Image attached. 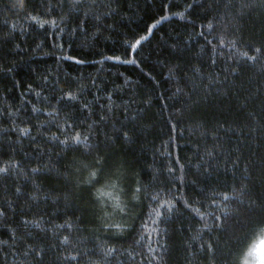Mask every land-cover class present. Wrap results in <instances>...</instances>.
<instances>
[{"label": "trees", "instance_id": "1", "mask_svg": "<svg viewBox=\"0 0 264 264\" xmlns=\"http://www.w3.org/2000/svg\"><path fill=\"white\" fill-rule=\"evenodd\" d=\"M41 2L26 0L20 8L14 7L17 0H0V167H10L7 179L0 175V208L7 214L0 217V264H75L64 258L77 251L85 253L81 264H89L101 258L100 246L120 250L114 260L109 258L111 264H245L250 249L264 237L258 217L246 211L250 198L264 193V60L243 63L240 54L249 51L248 42L249 55H260L254 49L264 37V10L246 11L239 19L235 0H102L116 11L105 16L110 9L98 7L93 15L100 20L91 15L85 20L82 11L77 21L68 14L67 0L64 8L56 6L57 0H45L55 11L41 18L56 20L57 27H33L36 13L30 8ZM157 20L149 34L147 27ZM141 35L148 38L135 54L126 55V41ZM117 55L137 63L105 59ZM69 56L85 63L64 58ZM237 63L243 67L233 78L230 70ZM66 81L82 97L70 110L57 102ZM109 94L113 113L106 126L97 124ZM85 101L95 108L91 117L82 109ZM33 107L41 111L34 113ZM64 120L79 121L76 131L92 125L90 142L95 147L99 139L102 152L113 155L123 174L120 188L147 192L141 205L128 206L130 215L113 212L112 197L120 193L100 184L99 192L92 190L99 200L68 196L75 192L71 181L82 157L59 143L71 131ZM17 126L29 127L30 136H22ZM122 127L130 140L119 135ZM105 134L111 137L106 144ZM236 157L241 169L233 176L226 162ZM245 165L248 176L242 175ZM37 167L42 171L33 173ZM242 183L252 191L241 196L240 213L226 221L224 231L205 229L195 209L211 225L212 215L223 207L221 194L234 197ZM157 194L160 203L179 198L191 206L171 221L161 209L164 222L154 224L149 217L157 202L150 197ZM101 217L125 224L131 238L112 244L100 227ZM24 220L38 221L41 228H25ZM61 234L70 235L68 245L57 246ZM135 238L142 244H135ZM206 243L214 245L212 252L201 250Z\"/></svg>", "mask_w": 264, "mask_h": 264}, {"label": "snow or ice", "instance_id": "2", "mask_svg": "<svg viewBox=\"0 0 264 264\" xmlns=\"http://www.w3.org/2000/svg\"><path fill=\"white\" fill-rule=\"evenodd\" d=\"M68 2V14L69 16H74L77 21L80 20L79 13L83 11L84 18L87 20V18L91 15L92 19L100 20L101 16L99 14L93 15V11L97 9L98 7H105L110 9L109 12L104 13V15H110L111 13H114L116 11L115 8L112 7L111 3L104 4L102 0H67ZM26 0H17V4L14 5V7H25ZM235 4H238L240 9V16L239 19L243 18V14L247 11L249 14L252 10L255 9H261L264 10V0H235ZM60 8L65 7V0H57V5ZM235 6V5H233ZM165 6H162V9ZM189 8L192 7V5H188ZM31 12H35L36 15L31 16L32 21L34 22L33 27L38 26L39 28H45L46 25H51L52 27H57L56 20H50V19H42L41 17H46L49 15L50 12H54L55 8L50 6L45 0H42L41 3H33L30 8ZM181 16V19H183V14H179ZM168 19L167 16H161L160 20ZM160 20H157L156 23H153L151 26L147 27V32L149 34L152 33L153 29L156 28L157 24L160 23ZM79 26V25H78ZM208 29H213V25L211 23L208 24ZM148 37L146 35H141L138 38L136 36H133L129 41H126L128 44V48L126 49V55L128 54H135L137 50L142 46V42L146 40ZM5 40L8 38L5 37ZM2 42V41H0ZM224 40H220V45L224 46ZM245 45L248 47L249 51H252V45L248 42H244ZM236 42L232 41V46H235ZM19 47V45H17ZM62 47V45H60ZM249 51H244L240 55L244 58L243 63H247L248 61L251 62H258L261 60H264V37H262V42L260 47H256L254 49L255 53H259L260 55H249ZM65 59L73 60L77 64H83L85 63L84 60L78 59L76 57H64ZM107 60L116 61L119 63H125V64H135L137 63L135 58L132 59H121L120 56H108L105 57ZM243 63H237L236 67H232L230 70V74L233 76V78L237 77L239 75V70L243 67ZM211 64H216V59L211 60ZM10 71V69H9ZM46 79V78H45ZM228 79V76L225 75V80ZM213 78L209 77V83H213ZM67 84V90H61V94L58 98V103H62L64 109L70 110L73 107H76V102L79 99H82V97H78L76 92L71 90V83L65 82ZM179 91V89H178ZM39 95V93H37ZM108 103L106 105H100V108L102 110L106 109V111H103V113L99 116V120L95 123H104L105 126L107 125V122L109 120V113H113V101H112V95L109 94L107 96ZM145 104H150V100L145 99ZM83 110H87L89 117H91L95 113V108L91 105V102L85 101L82 105ZM41 109L32 108V112H40ZM53 111H58L57 109H54ZM126 111V109H125ZM82 114V112H81ZM51 115V113H49ZM251 115V113H249ZM69 119H71V116H69ZM134 120L135 117H132ZM21 123L27 124L28 121H21ZM64 124L66 125L67 129H71L70 132H65V138L63 140H59V143L62 145H65L69 148V151H72L74 153L79 154L82 158L76 162L75 168H76V178L71 181L73 183L75 192L68 193V196L73 195H80V194H87L89 200H99L100 197H93V189H96L97 192L100 191V189L96 188V185L100 184L104 188H111L114 191H118L120 195L124 197V199L127 201V203L123 202L120 199V195L113 196L112 199L115 201V203L112 205V209L114 213H123L125 216L130 215L129 212L126 211L129 205L132 206V208H135L143 203V198L147 196V192L140 187L135 188L133 190L131 187L128 188H120L119 182L123 179V174L120 171V168L116 166V161L111 154H105L102 152V149L100 148L101 141L97 139L96 146L93 147L92 143L90 142V135L92 133V125H89L87 130H80L76 131V128L79 126V121L74 120L72 124H69L67 120H64ZM222 127V125H221ZM16 130L22 135V136H30V129L29 127H16ZM234 132V130H233ZM241 132L244 134L245 140L248 139V134L244 132V129H241ZM97 137L99 136V132L97 131ZM119 135L124 140H130L131 136L129 131L126 128H121ZM31 139L33 141L36 140L35 136H32ZM56 139H59L58 137ZM111 137H109L107 134H105V141L110 140ZM95 152V156L92 155V153ZM59 155V153H58ZM211 155V153H209ZM226 164L231 166L232 174L233 176L236 175V172L241 169V158L236 157L235 159H230L226 162ZM262 165H264V161H262ZM115 167V171H113V168ZM210 167H212L210 165ZM206 172H208V168L204 169ZM33 173L41 172L42 169L37 167L33 168L31 170ZM174 170L172 168L168 169L169 173H172ZM10 173V167H0V175L3 176L4 179L8 178V175ZM243 176H248V168L247 165L244 166V170L242 172ZM250 179V177H249ZM170 191V189H169ZM225 192L228 190L225 189ZM233 192H236V189H232ZM252 189L245 184H241L239 187V191L236 193L234 197H230L226 194L222 195L221 204L223 207L219 208V215H212L213 223L211 225L208 224L207 220L205 219L204 213L200 212L199 209H195V212L197 215L200 216V219L204 221V228L208 229L209 231H224V225L226 221L240 213L241 208L243 207L244 201L241 199V196L246 195L250 193ZM16 192L20 193L21 189L19 187L16 188ZM35 198V197H33ZM150 199L152 201L157 202V206L152 208V212L150 213V219L152 222L158 223V222H164L165 218V212L161 211V209H166L168 214V220L171 221V218L173 215H175L177 218H179V214L181 212L187 211L191 206V201H181L179 198H174L173 200H165L163 203L159 202L158 194L157 195H151ZM71 201L68 199V197H65V205L69 204ZM215 202V201H213ZM235 204L236 207H230V205ZM203 207V205H201ZM246 211L249 213L250 216L258 217L257 223L261 229V231H264V193H261L260 197L258 199H251L250 203L246 209ZM6 211L2 208H0V217H6ZM108 217L112 215V213L107 214ZM102 223L100 224V227L106 231V238L111 237V243H119V242H127L129 238H131V233L127 231L125 224L116 223L115 221H110L107 217H101L100 218ZM251 222V221H250ZM67 223V222H66ZM29 225H34L36 228H41V225L38 221H30V220H24L22 221V226L27 228ZM73 225L69 224L68 227L71 228ZM58 227H64V225H60ZM115 228L116 231H112V229ZM155 230V229H154ZM15 231V230H14ZM43 231V229H41ZM62 235V238H58L57 246L61 245H68L70 243L71 237L70 235ZM140 236H144V233L141 232L139 234ZM199 235V234H198ZM15 238V236L13 237ZM150 239V237H148ZM133 242L137 245L142 244V240L139 238H135ZM201 250H204L206 252H212L214 250V245L212 243H206L200 245ZM149 252H152L153 249L150 245H148ZM98 251L102 254L101 258L97 261H89V264H111V260L109 258L115 259V256L119 253V249L116 247H106V246H100ZM135 252V248L132 250ZM85 253L78 252L75 255H70L65 257L64 259L67 261L75 262V264H81V261L84 257ZM131 255V253L129 254ZM35 256L41 257V252L36 251ZM134 259V257H133ZM149 264H151V261H149Z\"/></svg>", "mask_w": 264, "mask_h": 264}, {"label": "rangeland", "instance_id": "3", "mask_svg": "<svg viewBox=\"0 0 264 264\" xmlns=\"http://www.w3.org/2000/svg\"><path fill=\"white\" fill-rule=\"evenodd\" d=\"M262 239H264V237ZM262 239H260L261 241L260 240L257 241L253 245V247L250 249V251H253V253L255 255H257L261 261H264V240H262ZM254 246H255V248H254ZM248 259H249V257L247 255L246 260H248Z\"/></svg>", "mask_w": 264, "mask_h": 264}, {"label": "clouds", "instance_id": "4", "mask_svg": "<svg viewBox=\"0 0 264 264\" xmlns=\"http://www.w3.org/2000/svg\"><path fill=\"white\" fill-rule=\"evenodd\" d=\"M262 240H264V239H262ZM254 248H255V246H254ZM247 255H248L249 259L245 261V264H264V261H261L260 258L253 253V251H249Z\"/></svg>", "mask_w": 264, "mask_h": 264}]
</instances>
